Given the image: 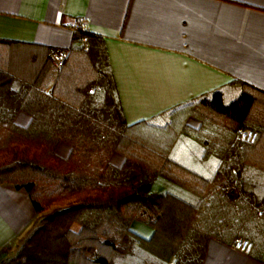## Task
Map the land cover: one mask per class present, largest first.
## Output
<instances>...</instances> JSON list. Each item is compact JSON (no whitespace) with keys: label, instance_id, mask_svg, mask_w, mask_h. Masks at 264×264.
<instances>
[{"label":"trees","instance_id":"obj_1","mask_svg":"<svg viewBox=\"0 0 264 264\" xmlns=\"http://www.w3.org/2000/svg\"><path fill=\"white\" fill-rule=\"evenodd\" d=\"M98 39L76 33L60 67L54 48L0 49V184L25 191L41 216L26 243L0 250V264H202L210 239L238 237L264 264V93L234 80L144 121L165 134L179 113L198 123L180 120L162 151L130 138ZM20 112L28 125L16 122ZM244 129L254 142L241 139ZM134 221L152 237L134 232Z\"/></svg>","mask_w":264,"mask_h":264},{"label":"crops","instance_id":"obj_2","mask_svg":"<svg viewBox=\"0 0 264 264\" xmlns=\"http://www.w3.org/2000/svg\"><path fill=\"white\" fill-rule=\"evenodd\" d=\"M79 16L105 47L133 139L170 152L179 131L165 134L144 121L234 80L264 93V0H0V40L18 43L0 42V49H68ZM16 122L26 126L30 116L20 112ZM70 151L67 143L58 147L62 157ZM111 160L121 166L125 156ZM40 217L25 191L0 184V250L26 243ZM132 229L145 238L154 233L139 221ZM202 264L263 263L212 238Z\"/></svg>","mask_w":264,"mask_h":264},{"label":"built area","instance_id":"obj_3","mask_svg":"<svg viewBox=\"0 0 264 264\" xmlns=\"http://www.w3.org/2000/svg\"><path fill=\"white\" fill-rule=\"evenodd\" d=\"M74 33H87L89 32L88 22L87 20L82 17H76L75 21L70 27ZM70 49H64V50H56L53 53V61L56 66L60 67L63 62L67 59V57L70 55ZM241 139L248 141V142H254L256 139V132L252 130H241L240 132ZM233 247L236 249L248 253L251 248V242L245 239L244 237H238L234 240Z\"/></svg>","mask_w":264,"mask_h":264},{"label":"rangeland","instance_id":"obj_4","mask_svg":"<svg viewBox=\"0 0 264 264\" xmlns=\"http://www.w3.org/2000/svg\"><path fill=\"white\" fill-rule=\"evenodd\" d=\"M188 112V111H187ZM183 114H184V112H183ZM178 116H177V118L174 120V124L173 125H171L170 127H169V129L168 130H166V134H170V135H172V133H174V131H180L179 129H181V124L179 123V121L180 120H182L181 121V123H182V125H185L186 123H188V122H192V123H194V124H196V126L198 125V123L194 120V119H190V117H189V115H187V116H185V119L183 118V115L181 114V113H179V114H177ZM176 116V115H175ZM183 118V119H182ZM180 126H179V125ZM245 130H247V129H244L243 131H245ZM161 132V131H160ZM161 135H163V134H161ZM131 138V137H130ZM164 138L166 139L167 137L166 136H164ZM173 138V137H172ZM53 209V207H51V208H48V210H47V212H49V211H51ZM260 214H264V211H260ZM33 228V227H32ZM31 230V229H30ZM29 230V231H30ZM28 234H29V232H26V238L28 237ZM18 244V245H17ZM19 244H21V241L20 240H18V241H16L15 242V244L13 245V251L15 252V250L17 249V247L19 246Z\"/></svg>","mask_w":264,"mask_h":264}]
</instances>
